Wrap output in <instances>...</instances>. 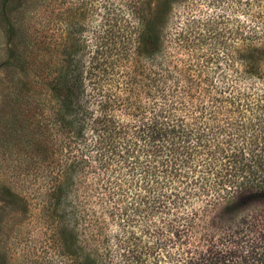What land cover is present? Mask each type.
<instances>
[{"label":"rangeland","instance_id":"1","mask_svg":"<svg viewBox=\"0 0 264 264\" xmlns=\"http://www.w3.org/2000/svg\"><path fill=\"white\" fill-rule=\"evenodd\" d=\"M130 1L0 0V264H264V202L224 212L203 184L188 183L157 187L145 211L135 202L137 167L99 159L87 148L92 131L84 143L69 131L76 124L51 81L78 32L126 17ZM171 16L169 33L188 22L208 29L212 78L222 68L237 81L251 20L264 51V0H188ZM256 71L242 82L264 118V61Z\"/></svg>","mask_w":264,"mask_h":264},{"label":"trees","instance_id":"2","mask_svg":"<svg viewBox=\"0 0 264 264\" xmlns=\"http://www.w3.org/2000/svg\"><path fill=\"white\" fill-rule=\"evenodd\" d=\"M186 1L131 0L126 17L103 18L88 35L79 31L50 91L76 124L69 127L74 138L84 143L90 130L87 148L99 159L137 167L135 202L145 211L157 187L174 192L193 183L203 184L221 211L235 213L264 202V118L253 85L242 82L264 61L253 44L259 29L252 20L243 25L248 43L237 81L218 66L208 67L221 70L212 78L208 29L188 22L168 32L171 14Z\"/></svg>","mask_w":264,"mask_h":264}]
</instances>
